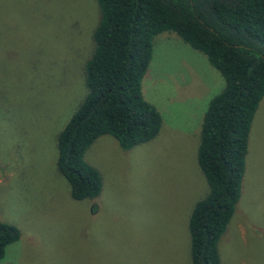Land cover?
Masks as SVG:
<instances>
[{
	"label": "rangeland",
	"instance_id": "obj_1",
	"mask_svg": "<svg viewBox=\"0 0 264 264\" xmlns=\"http://www.w3.org/2000/svg\"><path fill=\"white\" fill-rule=\"evenodd\" d=\"M98 18L95 0H0V221L18 230L0 264H190L187 219L207 191L199 124L223 78L175 33L156 34L140 90L161 127L129 149L97 137L83 158L100 191L74 200L55 141L85 94ZM217 250L220 264H264V95Z\"/></svg>",
	"mask_w": 264,
	"mask_h": 264
},
{
	"label": "trees",
	"instance_id": "obj_2",
	"mask_svg": "<svg viewBox=\"0 0 264 264\" xmlns=\"http://www.w3.org/2000/svg\"><path fill=\"white\" fill-rule=\"evenodd\" d=\"M99 18L84 63L85 94L56 135L55 165L74 200L95 197L96 168L83 154L99 136L121 149L152 139L162 118L142 97L153 37L175 33L223 78L202 112L196 164L207 191L189 212L190 264H220L217 243L240 196L248 131L264 95V0H95ZM18 230L0 221V259Z\"/></svg>",
	"mask_w": 264,
	"mask_h": 264
}]
</instances>
